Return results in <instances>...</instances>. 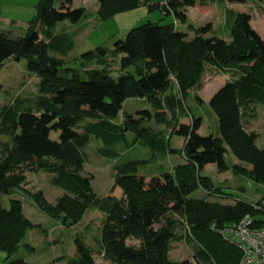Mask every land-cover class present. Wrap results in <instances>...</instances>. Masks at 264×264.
<instances>
[{"label": "trees", "instance_id": "1", "mask_svg": "<svg viewBox=\"0 0 264 264\" xmlns=\"http://www.w3.org/2000/svg\"><path fill=\"white\" fill-rule=\"evenodd\" d=\"M97 1L102 20L146 5L185 23L188 7L220 0ZM85 14L86 9L73 7L72 0H39L22 36L0 31V69L8 58H24L27 71L40 79L38 94L16 96L0 107V135L7 138L0 144V251L6 253L4 264H33L10 259L35 226L23 213L22 199L12 195L25 181L24 168L53 174L52 183L64 190L54 205L41 192L30 194L50 217L76 223L94 206L105 214L99 243L112 264H240L242 250L222 231L234 227L245 215L252 217L253 227L264 229V219L256 218L264 212L262 207L239 197L227 204L192 194L201 189L208 196L231 195L202 174L209 163H214L218 172L231 169L234 174L264 183V147L256 145L257 134L243 125V119L256 116L257 103L264 104V39L250 25V15L225 9L230 42L205 36L211 30L210 23L187 38L175 22L147 21L113 42V56L120 57L117 75L108 70L107 51L99 46L80 59L82 63L95 59L102 66L85 69L82 77L76 69L64 66L74 41L66 33H54V27L63 20L76 23ZM187 28L193 26L188 24ZM22 41L25 50L20 53ZM206 65L230 75L208 101L218 120L216 135H201L202 117L185 107L190 89L200 87ZM127 98H143L152 110L127 113L117 122ZM151 118L164 127L145 126L144 121ZM167 130L184 137L180 149L169 144ZM51 131H58L57 139L50 137ZM128 134H132L130 140ZM92 139L102 143L98 151L109 159L120 155L118 147L139 145L147 149L146 157L115 166L114 183L121 188L123 198H98L90 177L82 174L86 161L82 148ZM228 152L239 162L230 166L225 158ZM169 154H178L183 161L171 171L160 168L148 182L139 176L140 168L162 163ZM3 194L10 196L8 207L1 203ZM175 214L184 218L189 232L177 233L185 224ZM129 237L139 239V246L127 245ZM176 239L192 245L193 261L169 258L171 241ZM74 243L77 257L71 264H97L80 238Z\"/></svg>", "mask_w": 264, "mask_h": 264}, {"label": "rangeland", "instance_id": "2", "mask_svg": "<svg viewBox=\"0 0 264 264\" xmlns=\"http://www.w3.org/2000/svg\"><path fill=\"white\" fill-rule=\"evenodd\" d=\"M158 1L152 0V2ZM38 2L39 0H1L0 30L12 29L16 34H23L25 26L35 15ZM72 6H84L88 9V12L80 20L82 27L75 31L74 25H71L73 23L63 20L56 23L54 32L58 34L66 33L73 37L78 35L79 40L77 41L76 38L74 48L67 53L68 61L64 66L76 69L82 77H85V69L100 68L102 66L97 64L95 59L92 62L83 63L79 60L82 54L99 46L107 51L108 70L116 75L120 71V57L113 56L111 50L113 42L124 38L131 27L147 21L175 22L178 30L186 32L187 38L193 37L197 28L210 23L211 30L206 32L205 36H215L230 42V26L225 23V9L229 8L236 13H248L250 15V25L264 39V0H249L244 3L220 0L208 3L207 6L189 7L186 11L187 20L185 23L175 19L172 14H165L160 9H148L146 5H141L131 11L128 10L129 12L115 13L106 18L105 20L110 18L107 21H102L98 16L91 1L72 0ZM188 24H191L193 28H187ZM50 54L59 56L54 52H50ZM129 70H132V68H129ZM229 78L228 72H221L213 66L206 65L200 77V87L195 86L189 91V95L185 100V107L193 115L202 117V124L198 129L201 135H216L218 133V120L211 111L208 101L214 92ZM39 80L36 74L27 71L24 58L5 60L0 69V107L9 103L16 96L33 97L38 94ZM195 95H198L201 101L197 100ZM150 108V104L145 99L127 98L122 103V108L119 110L115 121L121 122L127 113L137 115V111L150 110ZM186 117L187 115L184 116L185 120ZM178 120L180 121L181 118ZM245 120L244 127L257 134L256 145L259 148L264 147V104L257 103L256 116L253 119L246 118ZM144 125L155 129L164 127L162 123L156 122L154 118L144 121ZM169 131H166V134H169V144L180 149L184 143V137L173 132L169 133ZM50 137L57 139L58 131H51ZM128 137L130 140L132 134H128ZM6 140L5 136L0 135V144ZM101 145L102 143L99 140L92 139L82 148V151L86 154L82 174L90 177L91 187L98 198L104 200L121 199L123 198V192L114 183L115 166L128 160L146 157L148 151L139 145L118 147L120 155L117 158L109 159L99 153L98 150ZM181 158L178 154H169L162 163L150 164L140 168L138 174L148 182L151 176L158 175L160 168L171 171L174 165L181 161ZM225 158L230 166L235 164L232 158L237 160L230 152L225 155ZM23 174L25 181L12 195L22 199L23 213L35 226L28 230L10 259L21 258L33 264H71L70 262L77 257L74 240L80 238L91 249L97 264H112L105 258L103 248L99 243L105 214L94 206L87 208L82 218L76 223L63 222L61 218H52L37 207L30 194L41 192L47 202L54 205L64 195V190L55 186L51 181L53 174L44 170L24 168ZM202 174L210 177L214 185L220 186L231 195L225 197L208 196L200 189L194 192L192 196L205 197L212 201L219 200L221 203L227 204H233L239 197L254 204L259 203L258 207H262L264 211V183L240 174H234L231 169L218 172L214 163L206 164ZM9 197L7 194L1 196V203L4 207H8ZM174 216L180 221L184 220L181 215L175 214ZM256 218L264 219V212L256 215ZM184 224L183 227L180 225L176 229L178 234L190 231L185 220ZM126 244L138 247L140 241L137 238L129 237L126 239ZM193 254V247L186 240L176 239L171 241L168 251L171 260L182 261L187 259L193 261ZM5 260L6 253L0 251V264H4Z\"/></svg>", "mask_w": 264, "mask_h": 264}, {"label": "built area", "instance_id": "3", "mask_svg": "<svg viewBox=\"0 0 264 264\" xmlns=\"http://www.w3.org/2000/svg\"><path fill=\"white\" fill-rule=\"evenodd\" d=\"M252 225V217L245 215L234 227L222 231L242 250L240 264H264V229Z\"/></svg>", "mask_w": 264, "mask_h": 264}, {"label": "crops", "instance_id": "4", "mask_svg": "<svg viewBox=\"0 0 264 264\" xmlns=\"http://www.w3.org/2000/svg\"><path fill=\"white\" fill-rule=\"evenodd\" d=\"M0 1H1V0H0ZM83 1H89V2L91 1L92 4H93V6H94V10H95V12L97 13V9H98V7H99V4H98V1H97V0H83ZM83 7H84V6H83ZM84 8L86 9V12H88L87 7H84ZM188 8H189V7H188ZM188 8H187V9H188ZM187 9H186V11H187ZM130 11H131V10H130ZM126 12H127V11H126ZM128 12H129V11H128ZM186 16H187V13H186ZM113 17H114V16H113ZM113 17H112V19H113ZM109 19H110V18H109ZM109 19H107V20H109ZM107 20H105V21H107ZM102 21H104V20H102ZM71 23H72V22H71ZM80 23H81V22H80V20H79L78 22L71 24V25H74V27H75V29H76V30L74 29L75 31L79 30V29L82 27V26H81L82 24H80ZM27 25H28V24H27ZM27 25L25 26V29L27 28ZM78 25H79V26H78ZM2 30H11L15 36H22V35H23V34L19 35V34L14 33V31H13L12 29H2ZM0 31H1V30H0ZM24 32H25V30H24ZM184 32H185V31H184ZM54 33H55V32H54ZM185 33H186V32H185ZM56 34H57V33H56ZM70 36H71V35H70ZM71 38H72V40L74 41L75 44H76V41H75L76 38H77V41L79 40L78 35H74V37L71 36ZM74 46H75V45H74ZM65 57H66V56H65ZM8 59H9V58H8ZM79 60H81V59L79 58ZM67 61H68V60H67V57H66V58H65V63H66ZM119 72H120V71H119ZM119 72H118V73H119ZM118 73H117V74H118ZM117 74H116V75H117ZM222 85H223V84H222ZM222 85H221V86H222ZM221 86H220V87H221ZM216 91H217V90H216ZM216 91H215V92H216ZM215 92H214V93H215ZM141 99H143V98H141ZM245 119H246V118H245ZM245 119H243V122L246 121ZM245 129H246V128H245ZM246 130H247V129H246ZM247 131H250V130H247ZM232 159H233L234 163H237L238 160H235L234 158H232ZM182 161H183V159L181 158V161H179V162H182ZM179 162H178V163H179Z\"/></svg>", "mask_w": 264, "mask_h": 264}, {"label": "water", "instance_id": "5", "mask_svg": "<svg viewBox=\"0 0 264 264\" xmlns=\"http://www.w3.org/2000/svg\"><path fill=\"white\" fill-rule=\"evenodd\" d=\"M25 50V41H22L21 45H20V49H19V52L20 53H23Z\"/></svg>", "mask_w": 264, "mask_h": 264}]
</instances>
